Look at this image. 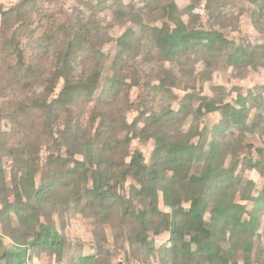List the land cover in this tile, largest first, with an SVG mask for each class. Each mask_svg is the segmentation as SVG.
Segmentation results:
<instances>
[{
  "label": "rangeland",
  "instance_id": "374dc122",
  "mask_svg": "<svg viewBox=\"0 0 264 264\" xmlns=\"http://www.w3.org/2000/svg\"><path fill=\"white\" fill-rule=\"evenodd\" d=\"M23 2L25 21L14 10ZM172 3L189 30L219 32L225 43L211 49L190 45L169 57L160 52L153 29L169 24L164 10ZM0 6L10 25L0 35V264H81L85 257L93 258L90 264H171L165 258L169 231L148 232V245L132 237L142 231L132 209L142 211L150 199L144 191L140 198L132 197L141 186L131 177L119 186L108 219L86 217L63 204H34L31 213L40 215V221L28 232L10 212L17 193L13 179L21 175L10 148L25 146L24 159H37V187L51 154L57 157L59 150L71 165L83 159L74 153L69 134L76 125L83 136L88 133L101 146L106 142L114 162L129 163L140 153L144 165L152 167L161 158L153 138L158 130L196 152L184 169L188 177L211 164L217 169L213 185H221L229 202L245 208V220L256 221L252 237L215 235L224 262L264 264V0H0ZM79 19L91 22L92 37L79 57L78 72L101 71L98 89L90 102L77 99L63 119L54 121L64 87L55 74L57 51L66 49ZM5 22L0 15V30ZM14 32L21 35L22 61L16 56ZM124 45L132 48L120 61ZM119 73L125 83L108 105L103 95L112 94ZM229 106L243 110L244 123L221 135L223 110L231 112ZM163 117L173 120L151 122ZM111 128L117 134L109 139ZM8 136L12 146L5 144ZM211 143L218 145L219 160L208 155ZM51 176L44 173L43 179ZM83 203L89 214L86 196ZM157 206L162 213L172 212L160 191Z\"/></svg>",
  "mask_w": 264,
  "mask_h": 264
},
{
  "label": "trees",
  "instance_id": "16d2710c",
  "mask_svg": "<svg viewBox=\"0 0 264 264\" xmlns=\"http://www.w3.org/2000/svg\"><path fill=\"white\" fill-rule=\"evenodd\" d=\"M24 8L25 2L17 5L14 9L18 10L19 17L17 18L22 21H25L22 17ZM164 12L169 24L166 23L161 28H154L153 31L155 34L154 45L167 57L175 55L177 52H183L190 45L204 44L211 49L220 43H225L224 37L219 32L189 30L180 18L179 10L174 3L168 4ZM0 15L4 19L6 18L5 25L0 30L1 35L6 31V26L10 27V25L8 24V13L3 10L2 6H0ZM89 23L79 19L74 26L73 37L66 49L57 51L55 74L57 78L64 80V87L59 100L55 103L56 117L54 121L63 119L62 114L77 99L84 97L87 99L86 103L90 102L95 90L98 89L101 71L93 69L84 73L78 72L82 63L79 57L92 37ZM15 32L13 33V40L17 41L14 44L15 52L18 60L22 61L25 52H23L22 46L17 45L21 40V35ZM130 48H132L131 45H124L120 53V61H124L123 57L124 55L127 57ZM28 71L32 72L30 69ZM120 73L113 80L112 90L114 91L111 90L112 94L105 93L103 95L106 99L105 103L108 105L118 96V87L125 83ZM74 94L77 95L73 97ZM19 101L23 108L24 101L22 99ZM241 105L244 106L243 103ZM229 108L231 109L229 113L223 110L221 135L222 133L224 135L232 125L244 123L243 110L232 106ZM161 120L171 123L173 118H153L151 122L160 123ZM101 127L103 131L104 126ZM72 128L74 132L72 133V129H70L69 134H73L74 153L82 155L83 159L77 160L74 165H71L68 160L63 159L59 150L57 157L55 154H51L48 158V168L44 170L43 174L52 172V176L49 179H43L42 174L43 181L41 180L37 187L35 183L39 173L37 159H24L23 155L27 154L25 146L16 145L10 148V153H12L10 157L18 165L16 173H21V175L20 177L14 176L17 193L9 209L18 217L20 225L26 227L28 232L32 231L31 227L34 223L40 221V215L36 216L31 213V210L36 206L34 204H38L40 207L49 203L52 207L63 204L66 208L72 207L86 217H93L96 220L108 219L107 217L113 214L116 207L119 186L131 177L141 186L140 191L131 194L132 197L140 198L145 192L150 199L142 211L132 209L133 220L137 218L142 229L140 233L136 232L132 237L137 241H144L148 245V232L157 235L162 230L169 231L170 246L165 248V258L171 264H226L216 246L215 235L222 234L224 238L228 234H232L242 238L243 235L252 237L255 233V219L245 220V208L242 205L229 202L222 194L224 188L221 185H213L212 180L215 176L212 174L216 173V168H212L210 164L203 173L191 174L188 177V172L184 171L187 162L198 154L187 151L181 146V143L175 140L173 135L165 130H158L153 135L156 143L155 154L157 152L160 155V160H157V163L152 167H146L140 153L132 156L129 163H126L124 159L122 162L120 160L114 162L112 159L114 158L113 150L108 149L106 142L102 141L101 146L88 133H85L88 136L79 133L78 125L72 126ZM108 132L111 134L109 139L116 137L117 133L114 128L109 129ZM10 141L11 137L8 136L5 139V144L12 146ZM19 147L22 149H18ZM215 147L218 145L211 143L208 153L210 158L216 156L218 149ZM110 148L112 149V147ZM218 157L219 155L214 158V161L219 160ZM121 163L125 166L124 169L121 167ZM168 172L171 173L170 177L167 176ZM158 191L162 194L164 204L172 210L171 213L159 211L157 206ZM83 192L85 194H82ZM84 196L90 201L89 214H87V203L85 205L83 203ZM119 198L120 196H118ZM184 203H187L188 207H184ZM211 203H213V207L209 210ZM127 212L128 210H126ZM207 215L209 218H206ZM249 215L252 217L253 213ZM243 240L248 241L246 237H243ZM57 244L61 245V242ZM137 244L142 243L137 242ZM247 249L249 252V245H247ZM91 260L93 258L85 257L81 264H90Z\"/></svg>",
  "mask_w": 264,
  "mask_h": 264
}]
</instances>
